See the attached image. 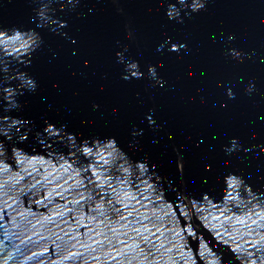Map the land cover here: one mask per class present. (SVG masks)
Here are the masks:
<instances>
[{"label":"water","instance_id":"obj_1","mask_svg":"<svg viewBox=\"0 0 264 264\" xmlns=\"http://www.w3.org/2000/svg\"><path fill=\"white\" fill-rule=\"evenodd\" d=\"M0 264H264V0H0Z\"/></svg>","mask_w":264,"mask_h":264},{"label":"clouds","instance_id":"obj_2","mask_svg":"<svg viewBox=\"0 0 264 264\" xmlns=\"http://www.w3.org/2000/svg\"><path fill=\"white\" fill-rule=\"evenodd\" d=\"M200 7H202V5H200Z\"/></svg>","mask_w":264,"mask_h":264}]
</instances>
